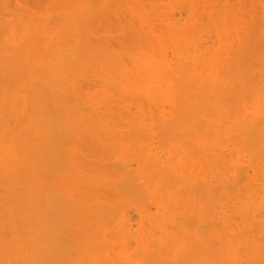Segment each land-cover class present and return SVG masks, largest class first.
<instances>
[{
  "label": "bare ground",
  "instance_id": "bare-ground-1",
  "mask_svg": "<svg viewBox=\"0 0 264 264\" xmlns=\"http://www.w3.org/2000/svg\"><path fill=\"white\" fill-rule=\"evenodd\" d=\"M0 264H264V0H0Z\"/></svg>",
  "mask_w": 264,
  "mask_h": 264
}]
</instances>
